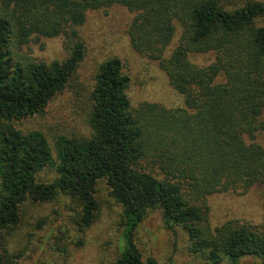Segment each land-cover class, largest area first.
I'll return each mask as SVG.
<instances>
[{"label": "trees", "instance_id": "obj_1", "mask_svg": "<svg viewBox=\"0 0 264 264\" xmlns=\"http://www.w3.org/2000/svg\"><path fill=\"white\" fill-rule=\"evenodd\" d=\"M117 5L135 14L132 47L158 66L183 104L133 105L132 75L115 54L92 74L84 115L78 111L85 133L60 134L52 145L44 129L24 122L71 87L87 56L89 13ZM43 37L63 38L67 56L48 61L24 51ZM202 54L214 56L193 60ZM76 93L81 107L85 93ZM262 129L264 0H0V264L13 262L3 240L25 204L68 195L78 224L90 228L102 182L122 212L115 264H156L136 239L153 210L210 264L250 257L264 264V228L238 220L213 228L208 204L215 193L264 187ZM47 167L48 181L40 177ZM72 254L52 264H73Z\"/></svg>", "mask_w": 264, "mask_h": 264}, {"label": "rangeland", "instance_id": "obj_2", "mask_svg": "<svg viewBox=\"0 0 264 264\" xmlns=\"http://www.w3.org/2000/svg\"><path fill=\"white\" fill-rule=\"evenodd\" d=\"M240 1L243 0H228V3ZM134 15L120 5L89 13L88 22L82 28L87 56L71 87L51 101L46 113L25 120L24 126L44 129L52 145L60 134H84V122L78 111L84 115L82 108L92 74L100 61L115 54L125 61L132 75L133 105L144 101H159L170 107L183 104V98L169 86L158 66L132 47L127 30ZM24 51L48 61L63 59L68 53L64 39L59 37L34 38ZM213 56L202 54L192 58L205 64ZM79 90L85 93L81 107L76 99ZM257 140L264 145V129L258 133ZM53 175L52 167H47L40 177L48 181ZM99 198V215L93 226L85 229L78 224L74 203L68 195L61 193L47 202L25 204L21 223L8 230L3 240L13 261L11 264L63 263L70 251L73 264H115L121 241L122 212L109 195L105 182L100 185ZM208 204L213 228L229 220L264 228V187L247 194L215 193L208 197ZM136 239L145 260L151 258L156 264H210L201 253L191 252L188 237L181 228L173 231L166 227L160 210H153L146 216ZM261 263V259L255 257L242 261V264Z\"/></svg>", "mask_w": 264, "mask_h": 264}]
</instances>
